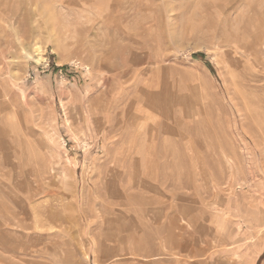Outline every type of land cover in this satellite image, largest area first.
Segmentation results:
<instances>
[{
    "label": "rangeland",
    "instance_id": "obj_1",
    "mask_svg": "<svg viewBox=\"0 0 264 264\" xmlns=\"http://www.w3.org/2000/svg\"><path fill=\"white\" fill-rule=\"evenodd\" d=\"M261 185L264 0H0V264H264Z\"/></svg>",
    "mask_w": 264,
    "mask_h": 264
},
{
    "label": "crops",
    "instance_id": "obj_2",
    "mask_svg": "<svg viewBox=\"0 0 264 264\" xmlns=\"http://www.w3.org/2000/svg\"><path fill=\"white\" fill-rule=\"evenodd\" d=\"M261 188L264 189V186L261 185ZM255 207H256V206L252 204V209H255ZM260 209H261V210H260V215H261V217H262V218H261V223H264V209H263L262 207H261ZM238 226H240V225H238ZM243 226H244V225H243ZM240 229H241V228H240ZM240 229H239V230H240ZM256 253H264V250H261L260 252H256Z\"/></svg>",
    "mask_w": 264,
    "mask_h": 264
},
{
    "label": "trees",
    "instance_id": "obj_3",
    "mask_svg": "<svg viewBox=\"0 0 264 264\" xmlns=\"http://www.w3.org/2000/svg\"><path fill=\"white\" fill-rule=\"evenodd\" d=\"M192 58L195 60H198V61H204L205 60V56L202 53H195L192 55ZM205 64L209 67L208 63H205Z\"/></svg>",
    "mask_w": 264,
    "mask_h": 264
},
{
    "label": "built area",
    "instance_id": "obj_4",
    "mask_svg": "<svg viewBox=\"0 0 264 264\" xmlns=\"http://www.w3.org/2000/svg\"><path fill=\"white\" fill-rule=\"evenodd\" d=\"M59 72H61V71H59Z\"/></svg>",
    "mask_w": 264,
    "mask_h": 264
}]
</instances>
